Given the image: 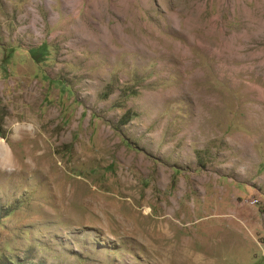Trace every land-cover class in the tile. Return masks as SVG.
<instances>
[{
	"label": "rangeland",
	"instance_id": "1",
	"mask_svg": "<svg viewBox=\"0 0 264 264\" xmlns=\"http://www.w3.org/2000/svg\"><path fill=\"white\" fill-rule=\"evenodd\" d=\"M24 120L0 264H264V0H0Z\"/></svg>",
	"mask_w": 264,
	"mask_h": 264
},
{
	"label": "clouds",
	"instance_id": "2",
	"mask_svg": "<svg viewBox=\"0 0 264 264\" xmlns=\"http://www.w3.org/2000/svg\"><path fill=\"white\" fill-rule=\"evenodd\" d=\"M35 129L36 125L29 120L14 121L11 125L7 122L5 123V131L10 132L11 136H0V172L12 174L20 170V162L12 145L9 143V139H19L18 132H25L31 135ZM25 163H29L27 158Z\"/></svg>",
	"mask_w": 264,
	"mask_h": 264
},
{
	"label": "trees",
	"instance_id": "3",
	"mask_svg": "<svg viewBox=\"0 0 264 264\" xmlns=\"http://www.w3.org/2000/svg\"><path fill=\"white\" fill-rule=\"evenodd\" d=\"M38 54H33L34 57H36Z\"/></svg>",
	"mask_w": 264,
	"mask_h": 264
},
{
	"label": "bare ground",
	"instance_id": "4",
	"mask_svg": "<svg viewBox=\"0 0 264 264\" xmlns=\"http://www.w3.org/2000/svg\"><path fill=\"white\" fill-rule=\"evenodd\" d=\"M167 224V223H166ZM173 224V223H172ZM169 231V230H168ZM177 252V251H176ZM170 257V256H169Z\"/></svg>",
	"mask_w": 264,
	"mask_h": 264
}]
</instances>
